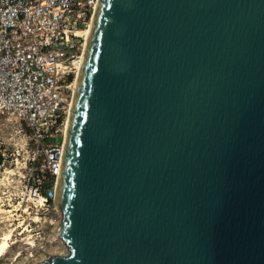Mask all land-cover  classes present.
<instances>
[{"label":"water","instance_id":"1","mask_svg":"<svg viewBox=\"0 0 264 264\" xmlns=\"http://www.w3.org/2000/svg\"><path fill=\"white\" fill-rule=\"evenodd\" d=\"M64 145L34 264H264V0H100Z\"/></svg>","mask_w":264,"mask_h":264},{"label":"built area","instance_id":"2","mask_svg":"<svg viewBox=\"0 0 264 264\" xmlns=\"http://www.w3.org/2000/svg\"><path fill=\"white\" fill-rule=\"evenodd\" d=\"M99 4L0 0V114L18 121L19 132L26 128L33 147L24 168L8 171L1 181L0 222L11 233L8 250L14 260L38 263L37 255L61 240L57 195L72 75L85 50L82 32ZM58 137L62 142L55 141ZM18 145L0 135V160L19 155Z\"/></svg>","mask_w":264,"mask_h":264},{"label":"rangeland","instance_id":"3","mask_svg":"<svg viewBox=\"0 0 264 264\" xmlns=\"http://www.w3.org/2000/svg\"><path fill=\"white\" fill-rule=\"evenodd\" d=\"M75 74L72 75V78H75ZM22 129V126L18 121H16L13 118H9L8 115H2L0 114V135L5 138L13 137L16 139L17 143H19L18 148L20 149L19 155H11L10 159L6 162H3L0 160V195L2 194L3 188H1V181L2 179L8 175V171L13 169L21 168L23 169L26 165V161H28L29 153L32 151V143L25 138V135L28 130L25 128L23 132H19V130ZM56 142H62V138L58 137L55 139ZM13 153V152H12ZM61 209V208H60ZM62 215L61 212L57 216V223L61 222ZM8 231L5 228L4 223L0 222V240L4 236V234ZM9 232V231H8ZM2 236V237H1ZM68 253V249L63 243L62 240H59L56 244H54L53 247H51L48 251L43 252L41 254L37 255L38 261L45 260L52 255H65ZM24 260L13 259V252L11 249L8 250V252L0 258V264H10L14 262L17 263H25V264H33V262H23Z\"/></svg>","mask_w":264,"mask_h":264},{"label":"bare ground","instance_id":"4","mask_svg":"<svg viewBox=\"0 0 264 264\" xmlns=\"http://www.w3.org/2000/svg\"><path fill=\"white\" fill-rule=\"evenodd\" d=\"M93 21H94V18H93ZM93 21L82 32V35L84 36V39H85V50H86L87 43H88L90 35H91V29L93 27ZM85 50H84L83 55L80 58V60L78 62V65H77L76 76H75V80H74V83H73V88H74L73 101H74V97H75V94H76L77 82H78V79H79V76H80V71H81V68H82V65H83V61H84V57H85ZM73 101L71 103L69 117L67 118L66 127H65V133H67V130H68L69 120H70V116H71V113H72ZM10 239H11V233L7 231L4 234V236L1 238V240H0V258L3 257L8 252V248H9V245H10V241H9Z\"/></svg>","mask_w":264,"mask_h":264}]
</instances>
